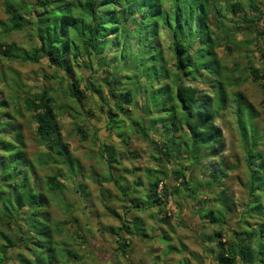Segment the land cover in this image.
I'll return each mask as SVG.
<instances>
[{"label": "trees", "instance_id": "1", "mask_svg": "<svg viewBox=\"0 0 264 264\" xmlns=\"http://www.w3.org/2000/svg\"><path fill=\"white\" fill-rule=\"evenodd\" d=\"M4 7L7 20L0 22V57L24 64L47 59L55 69L52 79L61 84L71 103L62 109H71L82 121L100 113L106 128L125 145L137 136L153 148L150 157L156 169L147 171V189L136 198L141 183L135 182L132 188L121 185L124 178L112 174V164L117 163L114 149L93 138L110 170L106 181L118 187L124 203L132 201L130 213L157 209L166 215L162 204L169 197L193 202L204 186L209 190L219 186L226 172L209 165L225 151L217 120L233 116L245 150L247 199L238 203L221 191L217 210L205 209L200 201L197 212L222 228V212L229 216L238 206V218L231 217L238 229L227 240L223 230L214 232L209 243L218 241L220 247L217 252L210 246L206 249L218 264H264V151L257 149L263 142L247 131L248 121L256 128L253 115L257 114L239 91L250 75L264 93V73L250 65L241 79L219 53L232 48L240 52L252 45L238 36L251 31L255 22L245 14L246 7L262 20L261 0H4ZM24 30L36 40L30 50L3 41ZM262 37L263 32L256 39ZM77 69L92 75L79 76ZM101 71L107 96L95 79L94 73ZM94 94L100 95L101 103L93 101L92 106L85 100ZM8 103L14 106V115L7 111ZM22 109L35 124V135L44 149L32 159L15 120ZM76 131L82 141L91 136L85 125H77ZM201 166L208 175L194 176ZM47 168L57 173L39 178V171ZM186 172L192 173L189 182ZM80 177L82 168L63 139L50 89L29 94L19 88L15 100H0V264L11 262L14 249L19 250V264H83L82 257L58 241L62 231L53 221L49 199L65 190L61 180ZM172 180L177 183L174 187ZM77 187L83 190L84 186ZM249 220L261 223L248 225ZM160 221L166 223L165 218ZM144 228V221L135 217L111 231L147 238ZM163 240L171 238L164 235Z\"/></svg>", "mask_w": 264, "mask_h": 264}, {"label": "rangeland", "instance_id": "2", "mask_svg": "<svg viewBox=\"0 0 264 264\" xmlns=\"http://www.w3.org/2000/svg\"><path fill=\"white\" fill-rule=\"evenodd\" d=\"M261 2L264 4V0ZM4 9V0H0V22L7 20ZM245 14L253 17L255 22L252 28L242 24L243 27L252 30L240 33L238 40L251 41L252 45L243 46L240 52H236L233 48L231 51L227 49L219 51L221 58L229 67L236 69V74L241 79L246 77L247 73L244 69L250 65L264 73V38L256 39L258 33H264V16L259 20L249 7H246ZM3 41L24 50H30L36 45V40L29 30L11 33L7 38H3ZM76 72L77 75L85 78L92 75L82 69H77ZM94 74L97 85L102 87L103 95L107 96V89L102 82L104 73L101 71ZM54 75L55 69L50 66L47 59H43L39 64H24L0 57V100H15L19 88L29 94H37L43 88L50 89L51 95L56 99V111L59 114L63 139L82 168L83 177L69 181L61 180L65 185L63 193L49 197L53 221L60 224L62 231V235L57 238L58 241L69 246L79 257H82L83 264H218L206 247L210 246L214 252H217L220 247L219 242L209 243V238L214 232L223 230L224 239L227 240L232 230L238 229L237 221L232 220L233 217L238 218L236 212L238 206L229 216L222 212L225 216L222 228L212 222L208 223L207 219L199 215L197 209L200 207L198 202L201 201L205 209L217 210L220 204L216 198L221 191H225L238 203H244L247 199L248 170L245 150L233 116L227 114L217 120L218 126L223 131L225 151L209 165L216 171L222 168L226 172L219 186L211 190L204 186L198 200L193 202L190 200L183 202L179 196L169 197L162 204L166 215L157 209L148 211L136 209L130 213L128 207L132 201L126 199L127 203H124L118 187L113 182L106 181L110 170L102 158L99 144L93 138L98 137L102 143L114 149L117 163L112 164V174L116 179L124 178L121 185L132 188L135 182L141 183L136 198L142 197L141 194L147 189V171L156 169V163L150 157L153 148L137 136H132L129 144L125 145L121 138L106 128L103 122L104 116L100 113L96 118L90 116L82 121V118L71 109H62L64 106L70 107L71 103L64 96L61 84L52 79ZM247 77L248 80L241 84L239 91L246 96L248 103L257 114V117L253 115L254 119L257 118L256 128L248 121L247 131L254 136V139L259 138L263 142L257 149L264 151V93L260 85L251 82L250 75ZM65 85L63 84V87ZM86 101L91 105L93 101L99 104L100 95H88ZM7 105L9 107L7 111L14 115V106L11 103ZM251 118L250 115L247 120ZM15 120L24 134L26 152L32 159L44 150L35 135L36 126L24 109L21 116H15ZM77 125H85L90 130L91 136L88 140L82 141L81 135L76 131ZM94 131L97 135H94ZM153 136L160 141L158 134ZM170 167L172 163L167 164L165 168ZM200 169L194 176L197 177L198 174H202L201 172L208 175V171L203 166ZM56 173L57 169L47 168L39 171L38 177L43 179L47 175ZM191 174L186 172L187 182ZM80 184H83V190L77 187ZM170 185L174 187L177 183L172 180ZM112 211L116 214L114 215ZM135 217L144 221L147 238L130 237L123 231L115 235L111 231V229L118 230L125 221ZM164 218L166 223L160 221ZM258 221L249 220L248 225H258L261 223ZM164 235H168L171 241H164ZM169 246L175 247V250H169ZM183 247L185 248L182 252ZM120 248L125 252L122 253ZM18 253V249L12 250L10 254L12 260L9 264H19L16 259Z\"/></svg>", "mask_w": 264, "mask_h": 264}]
</instances>
